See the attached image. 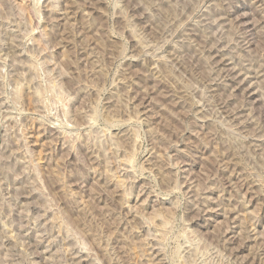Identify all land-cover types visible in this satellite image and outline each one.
<instances>
[{"label": "rangeland", "instance_id": "374dc122", "mask_svg": "<svg viewBox=\"0 0 264 264\" xmlns=\"http://www.w3.org/2000/svg\"><path fill=\"white\" fill-rule=\"evenodd\" d=\"M0 264H264V0H0Z\"/></svg>", "mask_w": 264, "mask_h": 264}, {"label": "bare ground", "instance_id": "6f19581e", "mask_svg": "<svg viewBox=\"0 0 264 264\" xmlns=\"http://www.w3.org/2000/svg\"><path fill=\"white\" fill-rule=\"evenodd\" d=\"M234 80V79H233ZM253 92V91H252Z\"/></svg>", "mask_w": 264, "mask_h": 264}]
</instances>
